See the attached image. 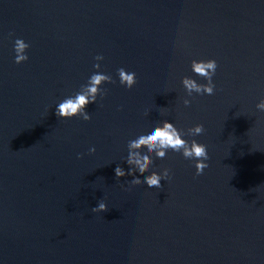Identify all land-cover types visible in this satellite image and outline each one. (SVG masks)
Instances as JSON below:
<instances>
[{
  "label": "water",
  "instance_id": "1",
  "mask_svg": "<svg viewBox=\"0 0 264 264\" xmlns=\"http://www.w3.org/2000/svg\"><path fill=\"white\" fill-rule=\"evenodd\" d=\"M94 64L112 80L90 119L58 117ZM262 104L264 0H0V264H150L263 225ZM165 120L206 147L200 174L171 149L127 163L135 133Z\"/></svg>",
  "mask_w": 264,
  "mask_h": 264
},
{
  "label": "clouds",
  "instance_id": "2",
  "mask_svg": "<svg viewBox=\"0 0 264 264\" xmlns=\"http://www.w3.org/2000/svg\"><path fill=\"white\" fill-rule=\"evenodd\" d=\"M14 60L16 63H20L27 59L26 52L24 51L28 44L22 39H16L14 41ZM95 60H100L102 57L96 56ZM194 70L200 74H206L205 70H214V60H199L193 64ZM93 68L97 71L92 72L87 81L82 84L78 91L74 94L65 96L55 106V114L61 118H71L73 116H79L84 120H89L90 115L86 113L85 109L88 104L96 102L97 96L102 94V85L106 82H111L112 78L101 71H98L99 65L94 64ZM118 78L122 85L130 88L135 83V74L126 72L123 68L118 69ZM185 87L189 90L195 89L200 91V86L196 85L189 79L182 81ZM208 94H211L212 88L205 87L204 89ZM264 107V104L260 105ZM202 130L200 125H196L193 131L199 134ZM128 156L127 163L134 165L137 171H142L147 167L150 156L149 153H153L158 158H163L166 155V150L179 151L184 157L193 158L195 163V170L197 174H200L204 168L207 167V151L203 144L196 141L189 144L184 139L180 131L170 121H163L159 124H152L150 126L140 128L134 135V137L128 141ZM90 150H94L90 149ZM131 174V168L128 170ZM117 176L125 174L124 170L117 167L115 169ZM169 177V170L165 169L162 173L152 171L145 175L143 178L144 184L148 187H160V180L162 178L167 179ZM136 178L133 177L131 183H135ZM104 203H99L93 211L104 210Z\"/></svg>",
  "mask_w": 264,
  "mask_h": 264
}]
</instances>
